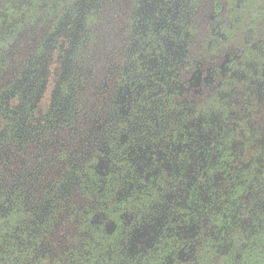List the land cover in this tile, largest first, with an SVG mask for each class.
Here are the masks:
<instances>
[{
	"label": "flooded vegetation",
	"instance_id": "af4514ba",
	"mask_svg": "<svg viewBox=\"0 0 264 264\" xmlns=\"http://www.w3.org/2000/svg\"><path fill=\"white\" fill-rule=\"evenodd\" d=\"M0 114V264H264V0H0Z\"/></svg>",
	"mask_w": 264,
	"mask_h": 264
},
{
	"label": "trees",
	"instance_id": "16d2710c",
	"mask_svg": "<svg viewBox=\"0 0 264 264\" xmlns=\"http://www.w3.org/2000/svg\"><path fill=\"white\" fill-rule=\"evenodd\" d=\"M1 115V114H0ZM1 118H2V116H0V122H1ZM1 124V123H0Z\"/></svg>",
	"mask_w": 264,
	"mask_h": 264
},
{
	"label": "rangeland",
	"instance_id": "374dc122",
	"mask_svg": "<svg viewBox=\"0 0 264 264\" xmlns=\"http://www.w3.org/2000/svg\"><path fill=\"white\" fill-rule=\"evenodd\" d=\"M234 258H236V257H234Z\"/></svg>",
	"mask_w": 264,
	"mask_h": 264
}]
</instances>
